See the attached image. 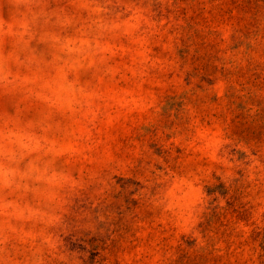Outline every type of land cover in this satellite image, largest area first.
<instances>
[{
    "label": "rangeland",
    "instance_id": "374dc122",
    "mask_svg": "<svg viewBox=\"0 0 264 264\" xmlns=\"http://www.w3.org/2000/svg\"><path fill=\"white\" fill-rule=\"evenodd\" d=\"M0 264H264V0H0Z\"/></svg>",
    "mask_w": 264,
    "mask_h": 264
}]
</instances>
